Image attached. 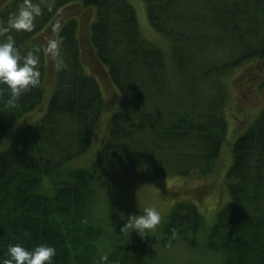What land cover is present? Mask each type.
I'll return each mask as SVG.
<instances>
[{"label": "trees", "instance_id": "16d2710c", "mask_svg": "<svg viewBox=\"0 0 264 264\" xmlns=\"http://www.w3.org/2000/svg\"><path fill=\"white\" fill-rule=\"evenodd\" d=\"M143 1L151 26L170 39L171 69L166 54L140 34L127 0H30L40 7L33 28L0 31V42L11 36L22 55L34 53L40 71V84L14 106L6 91L0 94V138L38 108L46 72L54 69L56 75L45 113L0 151V261L9 258L12 245L32 250L46 244L56 249L53 264H96L105 251L107 264H152L150 234L141 238L132 232L127 238L95 223L101 172L128 158L136 169L153 174L200 180L213 171L227 135L221 109L232 94L221 77L264 59V0ZM24 4L0 0V29ZM76 4L94 9L89 27ZM50 40L60 43L66 65L60 70L48 54ZM84 64L107 76L122 100L110 116L93 167L64 170V162L90 147L103 108L100 88ZM262 72L261 79L251 77L248 83L251 97H238L239 108H254L257 91L264 87ZM231 80L236 81L235 74ZM231 155L226 173L230 200L214 223L205 224L192 200L179 201L162 224L161 248L178 242L196 248L203 233V248L221 252V264H264V109L234 140ZM209 188L208 183L188 193L202 203Z\"/></svg>", "mask_w": 264, "mask_h": 264}, {"label": "rangeland", "instance_id": "374dc122", "mask_svg": "<svg viewBox=\"0 0 264 264\" xmlns=\"http://www.w3.org/2000/svg\"><path fill=\"white\" fill-rule=\"evenodd\" d=\"M127 1L135 10L140 34L148 43L161 49L166 54L168 69H171L170 39L151 26L143 0ZM75 9H80L78 13L87 17L88 27L95 20L94 9L82 8L80 4H76ZM68 10L66 9V12ZM70 11L73 13L72 10ZM84 17H80V19L85 20ZM80 19H78L79 25H82L83 20ZM83 68L86 74L93 76L96 80L102 93L103 108L90 147L82 155L64 162L62 165L64 170L93 167L96 153L108 135L110 116L119 109L122 100L121 93L111 84L107 76L95 73L88 64H84ZM263 70L264 59H257L234 67V69L224 73L221 77L225 90L232 92V94L229 93V97L227 95L224 107L221 109L226 120L227 135H225L219 148L218 156L213 162V171L207 174L208 178L205 177L198 180L199 178L196 176L188 179L183 176L153 174L150 170L136 169L133 158L122 159L101 172L103 176L98 180L99 196L95 200L93 207V216L97 218L94 220L95 223L100 224L106 232L117 229L120 234V229L126 223L129 215L142 214L145 207L154 206L161 212L162 221L154 231L149 232L151 237L150 245L155 252L150 255L152 264H221V252L213 253L203 248V233L199 235L200 244L196 248H189L183 242L169 244L161 248L159 240L162 224L173 206L179 201L192 200L202 214L207 226L214 223L216 213L229 203L226 173L232 164L231 145L250 126L258 112L264 109V87L260 89V92L257 91L255 102L251 106L254 107V110L248 107L249 105H245V109L239 108L238 100L244 98V94H248L251 97V86L248 83L251 84V77L261 79ZM248 71L252 73L250 76ZM232 74L236 75L235 82L232 80L230 82ZM42 82L44 92L40 105L34 111L24 114L6 131L3 137L0 138V151L6 149L20 131L28 125L37 122L45 113L55 88L56 75L54 69L46 72ZM238 97L240 98L238 99ZM208 183L210 188L208 193L202 198V203L197 202L192 197L193 193L191 195L188 193L196 189V187H201ZM179 189L184 190L181 191ZM47 191L50 192L51 189H47ZM172 192L183 193L174 196L168 195ZM120 236L123 237L124 235Z\"/></svg>", "mask_w": 264, "mask_h": 264}, {"label": "clouds", "instance_id": "9594fccd", "mask_svg": "<svg viewBox=\"0 0 264 264\" xmlns=\"http://www.w3.org/2000/svg\"><path fill=\"white\" fill-rule=\"evenodd\" d=\"M40 14V7L30 0L10 17L8 27L0 31L8 32L10 29L30 31L33 28L35 16ZM47 51L54 61L57 70L66 65L60 55V43L57 40H50L47 44ZM39 58L32 52L22 55L15 47L14 41L9 36L6 41L0 42V94L8 93L9 106H14L15 101L31 88L40 84V71L37 67ZM162 221L161 212L154 206L143 209L142 214L129 215L126 223L120 229V235L135 232L139 237H148L149 232L154 231ZM113 231V230H112ZM176 233L173 232V236ZM56 249L52 246L41 244L32 250L26 249L21 244H15L8 248V259L0 261V264H53V257ZM109 251L101 254L96 264H107Z\"/></svg>", "mask_w": 264, "mask_h": 264}]
</instances>
